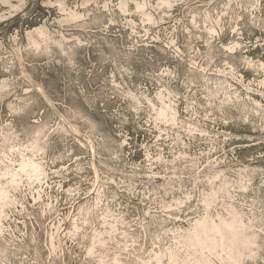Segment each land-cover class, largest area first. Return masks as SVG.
<instances>
[{"label":"rangeland","instance_id":"rangeland-1","mask_svg":"<svg viewBox=\"0 0 264 264\" xmlns=\"http://www.w3.org/2000/svg\"><path fill=\"white\" fill-rule=\"evenodd\" d=\"M0 264H264V0H0Z\"/></svg>","mask_w":264,"mask_h":264}]
</instances>
